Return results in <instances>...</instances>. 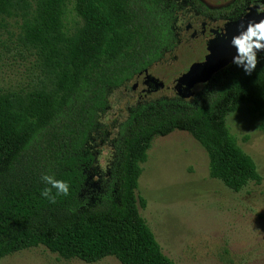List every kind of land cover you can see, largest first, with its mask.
I'll return each mask as SVG.
<instances>
[{"label":"trees","instance_id":"1","mask_svg":"<svg viewBox=\"0 0 264 264\" xmlns=\"http://www.w3.org/2000/svg\"><path fill=\"white\" fill-rule=\"evenodd\" d=\"M263 5L236 0L218 12L234 20ZM187 8L211 12L201 0H0V16L21 17L19 39L40 71L28 88L0 89V259L42 245L86 263L112 256L121 264H176L141 216L146 202L137 195L152 140L175 130L205 149L211 178L235 192L260 183L226 118L247 104L264 131V53L250 75L230 63L191 100L133 106L99 193L91 204L83 195L97 173L93 147L109 91L174 49L177 14ZM45 174L68 182V195L52 189L55 203L41 195L50 187Z\"/></svg>","mask_w":264,"mask_h":264},{"label":"rangeland","instance_id":"2","mask_svg":"<svg viewBox=\"0 0 264 264\" xmlns=\"http://www.w3.org/2000/svg\"><path fill=\"white\" fill-rule=\"evenodd\" d=\"M201 1L211 12L200 17L221 24L225 22L224 13L218 11L236 0ZM191 13L184 10L177 14L176 46L147 69L166 88L140 98L138 89H131L133 84H142L137 75L109 91L108 107L99 117L104 131L93 147L97 173L91 174L83 192L90 204L100 191L99 175L105 174L111 165L113 140L120 124L128 119L130 109L135 104L174 98L176 92L169 86L192 62L202 60L206 54L205 38L192 37L191 29H186ZM68 18L72 19V14ZM20 24L19 16H0V89L28 88L40 75L35 54L19 39ZM203 88V84L196 85L192 89L194 95L186 99L196 97ZM226 121L237 144L254 160L260 183L250 182L235 192L211 178L205 149L185 131L154 137L147 160L141 164L137 195L146 203L144 207L139 205L140 214L162 252L176 264H264V131L260 128V116L247 104L230 113ZM104 152L107 155L101 161L98 158ZM102 162H106V169L99 166ZM0 264L121 263L112 256L94 263L64 259L41 245L4 256Z\"/></svg>","mask_w":264,"mask_h":264},{"label":"water","instance_id":"3","mask_svg":"<svg viewBox=\"0 0 264 264\" xmlns=\"http://www.w3.org/2000/svg\"><path fill=\"white\" fill-rule=\"evenodd\" d=\"M258 9L260 8L251 7L239 18L225 21L221 30L215 29L212 32L213 35H219V37H210L207 40V53L203 59L192 62L188 69L177 78L176 86L178 88L182 87L187 97L192 96V87L194 85L208 82L214 74L232 63L236 49L230 46L229 40L233 35L237 34L238 25L245 24L246 26L247 21L250 19L258 21L264 18V13H258ZM225 36H227V39ZM261 53L264 52H258V54ZM145 71H142V73Z\"/></svg>","mask_w":264,"mask_h":264},{"label":"clouds","instance_id":"4","mask_svg":"<svg viewBox=\"0 0 264 264\" xmlns=\"http://www.w3.org/2000/svg\"><path fill=\"white\" fill-rule=\"evenodd\" d=\"M258 13H264V8L258 9ZM225 38L227 39V36ZM229 44L236 49L232 63L242 68L245 74L250 75L258 64V52H264V18L258 21L250 19L247 21L246 26L245 24L238 25L237 34L230 38ZM106 155L107 152H104L98 159L103 161V157ZM99 166L101 169H106V162L100 163ZM42 179L50 187H46L41 195L50 199L52 203L56 202L55 196L52 195V189H56L58 195H68V182L47 174Z\"/></svg>","mask_w":264,"mask_h":264},{"label":"flooded vegetation","instance_id":"5","mask_svg":"<svg viewBox=\"0 0 264 264\" xmlns=\"http://www.w3.org/2000/svg\"><path fill=\"white\" fill-rule=\"evenodd\" d=\"M185 10L192 11V13L189 14L190 20L186 24V29L187 30L191 29V36L192 37L200 36V37L205 38V41L207 42V40L210 37H215L216 36V35L212 34V32L215 29L221 30L222 27H223L224 22L221 23V24H217V23L216 24H212V23L208 22L206 19H202V17H200V16H202L201 12H199L197 10H193L192 8H187ZM216 37H219V35H217ZM206 53H207V50H206ZM188 67H187V69H188ZM139 75L141 77V80H142L141 83L142 84L139 85V86H136L135 84H133L131 86V89L133 91L138 89L140 98H142L143 96H146L147 94H151L152 92H157V91H159V90H161V89H163L165 87L164 82L161 79H159L158 77H156V76H154L152 74H148L147 69H146V71L144 73L141 72ZM177 78H176V80H174L172 82V85H170L169 87L172 88L173 90H175V92H176L175 93V97L188 98L186 96V93L182 89V87L178 88V86H176ZM199 84H201V83H199ZM196 85H198V84H196ZM196 85H194L193 87H195ZM193 87H192V89H193ZM192 95H194V91H193ZM135 105H137V104H135Z\"/></svg>","mask_w":264,"mask_h":264}]
</instances>
